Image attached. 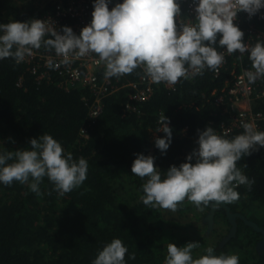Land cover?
<instances>
[{
	"label": "trees",
	"instance_id": "1",
	"mask_svg": "<svg viewBox=\"0 0 264 264\" xmlns=\"http://www.w3.org/2000/svg\"><path fill=\"white\" fill-rule=\"evenodd\" d=\"M53 8V1L0 0V23L27 21ZM242 62L252 66L248 55ZM28 67L12 59L0 61V142L15 151L28 147L30 138L50 134L74 158H85L89 169L84 183L62 197L46 177L39 195L19 182L0 185V264H92L114 238L135 255L128 260L126 254L127 264H164L169 243L180 247L188 242L200 243L193 250L194 259L213 246L215 255L237 254L240 264H264V148L237 162L255 183L251 190L247 185L237 187L238 201L225 204L230 213L238 214L235 233L225 241L191 232L195 228L189 219H202L212 206L199 210L187 199L175 212L146 206L140 199L145 180L130 171L134 154L143 153L156 158L154 167L163 178L170 165L185 162L196 147L197 129L210 125L217 131L228 120L213 93L231 78L228 70L216 78L209 72L181 78L174 88L155 83L151 97L143 102L129 100L128 86L144 74L142 67L108 78L110 90L101 97L102 110L93 118L89 111L95 95L88 86L61 84L64 77L52 70L48 79H37ZM97 73L102 80L103 70ZM128 103L136 110L127 109ZM162 112L173 130L164 155L154 146V138L164 136L155 132ZM81 128L88 137L80 134ZM240 133L218 132L226 138ZM212 217L219 228L232 226L222 204L215 206Z\"/></svg>",
	"mask_w": 264,
	"mask_h": 264
},
{
	"label": "clouds",
	"instance_id": "2",
	"mask_svg": "<svg viewBox=\"0 0 264 264\" xmlns=\"http://www.w3.org/2000/svg\"><path fill=\"white\" fill-rule=\"evenodd\" d=\"M191 2L195 18L180 22L179 28L180 0H119L111 10L113 0H92L91 20L78 35L69 26L57 29L51 18L0 23V61L12 59L19 64L42 46L54 49L64 64L73 57L94 53L104 63L107 78H120L142 67L152 82L174 86L181 78L203 75L205 69L218 71L225 56L217 49L223 48L229 55L248 54L253 69L245 73L249 84L264 79V40L250 46L234 23L240 12L249 18L257 14L264 18V0ZM158 125L155 132L164 136L155 137L154 146L164 155L173 131L164 112ZM241 128L242 133L231 138L218 134L210 125L197 129L196 147L186 155L185 162L170 165L163 178L161 170L154 167L155 157L134 154L130 171L145 180L142 203L175 212L186 199L199 210L238 201L236 188L247 185L251 190L255 181L241 171L237 162L264 148V131H259L254 122H243ZM28 145L12 151L0 142V185L19 182L39 195L46 177L62 197L87 179L88 161L74 158L50 134L30 138ZM199 247V242L180 247L169 243L164 264H240L237 254L215 255L213 246L194 259L193 250ZM126 254L128 248L121 239L114 238L98 251L92 264H127ZM134 259V254H128V260Z\"/></svg>",
	"mask_w": 264,
	"mask_h": 264
},
{
	"label": "built area",
	"instance_id": "3",
	"mask_svg": "<svg viewBox=\"0 0 264 264\" xmlns=\"http://www.w3.org/2000/svg\"><path fill=\"white\" fill-rule=\"evenodd\" d=\"M54 8L41 16L32 19L51 20L57 29L62 26H69L78 35L80 30L91 20L92 0H54ZM119 0H113L109 5V10ZM181 17L177 21L179 28L180 22L187 23L188 20H194V5L191 0H180ZM264 13V9H261ZM194 22V21H193ZM234 23L244 32V40L250 46H254L258 40H264V18L260 14L249 18L246 13L237 14ZM223 52L225 62L220 66L218 71L205 69L203 73L209 72L216 78L223 71H229L230 79L225 80L223 86L217 91L213 90L214 101L216 104L223 105L224 112H228V120L221 122L217 132L227 135L234 129L242 130L243 122H254L259 131H264V79L257 80L249 84L245 73L253 70L252 66H244L243 58L248 54L240 55L234 53L229 55L223 48L217 49ZM63 58L55 53L54 49L40 48L33 50L32 55L24 61L28 68L37 79H48L49 70L56 71L64 77L61 84L79 83L88 86L95 95L94 102L90 107L89 114L95 118L102 110L101 97L109 92V79L103 76L99 79L97 71L102 69L105 73V65L99 60V57L92 53L85 56L73 57L71 62L64 64ZM52 64L50 67L49 64ZM191 77L189 79H192ZM154 82L148 79L145 74L141 75L137 81L129 82L131 88L129 100L143 102L148 100L154 90ZM168 88H174L169 86ZM127 109L136 110L135 106L128 103ZM84 128H81L80 134H84Z\"/></svg>",
	"mask_w": 264,
	"mask_h": 264
},
{
	"label": "rangeland",
	"instance_id": "4",
	"mask_svg": "<svg viewBox=\"0 0 264 264\" xmlns=\"http://www.w3.org/2000/svg\"><path fill=\"white\" fill-rule=\"evenodd\" d=\"M52 1L54 0H42V4L51 3ZM208 213L209 211L206 212L202 219H189L195 228L191 231L192 234L196 237V234L198 233H207L208 238H210L211 241H216L219 238H222V241H225L229 236H231V227L224 225V228H219L220 226L218 223H215V219L213 217L210 220L208 219ZM185 221L189 223L188 219H185ZM213 228H218L219 230H217V233H213L211 235L210 232ZM221 234L222 236H220Z\"/></svg>",
	"mask_w": 264,
	"mask_h": 264
},
{
	"label": "water",
	"instance_id": "5",
	"mask_svg": "<svg viewBox=\"0 0 264 264\" xmlns=\"http://www.w3.org/2000/svg\"><path fill=\"white\" fill-rule=\"evenodd\" d=\"M213 204H215V203H213ZM220 204H222L224 207H225V209L227 210V216H228V219H229V221H230V223H231V235L233 234V233H235V228H236V222H235V216H237L238 214H235V213H230L229 212V208L225 205V204H223L222 202L220 203ZM216 206V205H215ZM215 206H212V208H211V210L209 211V213H208V219L210 220L211 218H212V216H213V212H214V209H215ZM241 216V215H240ZM242 218L244 217V216H241ZM247 223H249V224H251L249 221H246Z\"/></svg>",
	"mask_w": 264,
	"mask_h": 264
}]
</instances>
